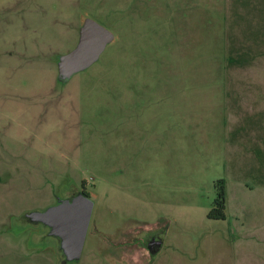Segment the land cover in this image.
<instances>
[{"label":"rangeland","instance_id":"374dc122","mask_svg":"<svg viewBox=\"0 0 264 264\" xmlns=\"http://www.w3.org/2000/svg\"><path fill=\"white\" fill-rule=\"evenodd\" d=\"M86 18L114 39L61 82ZM79 192L71 264H264V0H0V264H65L25 215Z\"/></svg>","mask_w":264,"mask_h":264},{"label":"water","instance_id":"95a60500","mask_svg":"<svg viewBox=\"0 0 264 264\" xmlns=\"http://www.w3.org/2000/svg\"><path fill=\"white\" fill-rule=\"evenodd\" d=\"M114 35L99 23L86 18L79 29L76 46L58 58V80L67 82L74 75L94 65L113 41ZM93 202L89 196L80 192L71 199L60 200L42 212L26 214L32 224H40L49 229L48 236L58 240V249L65 264L78 262L81 258ZM161 246L157 240L150 244L154 255Z\"/></svg>","mask_w":264,"mask_h":264},{"label":"trees","instance_id":"16d2710c","mask_svg":"<svg viewBox=\"0 0 264 264\" xmlns=\"http://www.w3.org/2000/svg\"><path fill=\"white\" fill-rule=\"evenodd\" d=\"M214 188L216 192V198L213 201L212 208L208 211L206 216L208 219L211 220H224L225 219L224 181L223 180L216 181Z\"/></svg>","mask_w":264,"mask_h":264},{"label":"flooded vegetation","instance_id":"af4514ba","mask_svg":"<svg viewBox=\"0 0 264 264\" xmlns=\"http://www.w3.org/2000/svg\"><path fill=\"white\" fill-rule=\"evenodd\" d=\"M80 193V192H79ZM27 220V219H26ZM28 221V220H27ZM29 222V221H28ZM30 223V222H29ZM40 225V224H39ZM42 226V225H41ZM42 227H44V226H42ZM44 229H47V233H46V235H45V238H48V239H54V240H57V239H55V238H53V237H50V236H48V231H49V229L48 228H46V227H44ZM157 240H159V239H157ZM157 240H155V239H151V243H154V242H156ZM58 241V240H57ZM150 243V244H151ZM159 251V250H158ZM158 251L155 253V254H157L158 253ZM154 254V255H155Z\"/></svg>","mask_w":264,"mask_h":264}]
</instances>
